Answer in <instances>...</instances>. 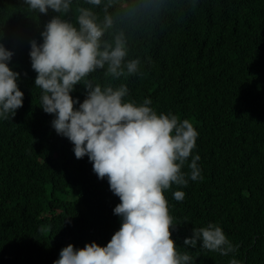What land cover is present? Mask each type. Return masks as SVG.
Listing matches in <instances>:
<instances>
[{"label":"trees","instance_id":"trees-1","mask_svg":"<svg viewBox=\"0 0 264 264\" xmlns=\"http://www.w3.org/2000/svg\"><path fill=\"white\" fill-rule=\"evenodd\" d=\"M113 25L104 40L123 35L128 58L141 72L111 81L129 89L126 100L150 99L158 113L189 119L199 136L193 154L202 179L164 192L175 228L171 238L193 264H264V0H104L91 6ZM59 13L31 11L25 0H0V43L14 55L23 106L0 120V264H53L62 248L106 246L120 227L119 197L98 179L88 157L77 159L72 143L51 127L40 106L41 89L31 67L30 42ZM109 82L103 70L91 74ZM73 97L82 102L78 84ZM191 162V156L188 158ZM182 171L189 172L187 164ZM185 192L177 201L173 193ZM221 226L236 247L223 256L184 245L193 229Z\"/></svg>","mask_w":264,"mask_h":264},{"label":"clouds","instance_id":"clouds-1","mask_svg":"<svg viewBox=\"0 0 264 264\" xmlns=\"http://www.w3.org/2000/svg\"><path fill=\"white\" fill-rule=\"evenodd\" d=\"M25 3L37 13L49 9L59 13L42 31V43L30 42L31 67L37 73L34 84L42 93L39 107L53 116L51 127L72 143L75 157L87 156L98 179L107 178L120 200L113 209L120 227L106 246L91 242L76 249L69 244L53 264H193L171 238L170 229L176 225L164 192L203 178L197 164L200 156L193 154L199 136L196 127L171 112L158 113L150 99L126 100L127 85H113L111 81L121 77L139 75L141 60L128 58L122 34L111 43L103 39L113 25L107 6L102 21L93 7H78L70 22L64 17L73 0ZM85 3L100 6L104 0ZM13 55L0 43V120L12 118L23 106L20 74L9 66ZM97 70H103L109 82H96L91 74ZM78 84L86 89L82 102L72 95ZM186 164L189 172L182 171ZM173 198L182 201L185 192L177 190ZM198 241L203 249L223 256L237 250L216 223L194 228L184 245L195 248ZM229 264L241 262L233 257Z\"/></svg>","mask_w":264,"mask_h":264}]
</instances>
